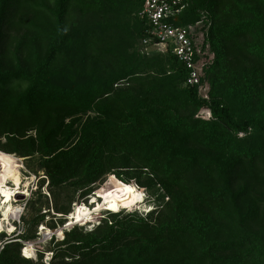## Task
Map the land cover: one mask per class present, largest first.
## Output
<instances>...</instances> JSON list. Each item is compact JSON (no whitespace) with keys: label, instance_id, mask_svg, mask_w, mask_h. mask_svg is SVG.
Listing matches in <instances>:
<instances>
[{"label":"trees","instance_id":"trees-1","mask_svg":"<svg viewBox=\"0 0 264 264\" xmlns=\"http://www.w3.org/2000/svg\"><path fill=\"white\" fill-rule=\"evenodd\" d=\"M146 1L0 0V151L39 156L81 199L111 174L159 193L148 217L65 231L51 264H264V0H196L175 20L204 23L206 92L143 45ZM48 216L0 264L32 263L23 244Z\"/></svg>","mask_w":264,"mask_h":264},{"label":"rangeland","instance_id":"rangeland-1","mask_svg":"<svg viewBox=\"0 0 264 264\" xmlns=\"http://www.w3.org/2000/svg\"><path fill=\"white\" fill-rule=\"evenodd\" d=\"M150 50L152 54L155 53L154 51L162 53L160 47H152ZM203 116L208 119L207 115ZM241 137L244 136L241 135ZM14 156L20 167L21 186H16L14 181L11 180L8 182L6 196L2 197L0 195V235L8 237L0 242V254L5 246L14 238L19 235L29 234L30 225L34 222L38 213L49 212V216L46 217L45 221L42 223L43 226L38 229L37 237H40V239L23 244L22 257L32 260V263L27 264H51L54 258L55 253L53 252H55L56 244L64 239L65 234L67 235L69 231H72L76 227L77 220L74 221V219H78L79 216L81 219L84 218L82 215L86 207L90 210V214L92 215L87 217V219H85L86 221L80 222V225L86 226V228L82 230L83 232H80L84 234L95 232L98 226L103 224V218H109V215L106 213L108 209L96 212V205L92 202L96 200L97 202H102V205H104V197L113 196L117 192L125 188L127 189L124 185L133 187L131 188L134 195L133 203L122 207L118 212L124 211V214L138 213L139 216L148 217L157 206L159 193L145 187L146 181L144 178L138 182L136 180L129 181L130 183L127 184L118 180L113 174L107 175L98 184L93 186L95 190L94 194L96 195L92 194L93 197L91 198L87 197L81 199L80 194L82 190L77 189L73 183L60 188H52L49 186V180L44 179L47 175L45 171L42 170L41 158L39 156L34 158ZM124 177L127 179L126 176ZM12 195L14 196L11 197ZM9 205H14V209H19L18 212L21 211L22 213L19 217H16L10 222H6L5 209ZM55 213L67 215L68 225L59 226L61 221L59 217L55 216ZM22 217L23 219L21 221ZM89 223H92V225L88 226ZM53 228H55V230H53ZM61 231L63 236L59 237ZM65 231H67V233ZM32 234L34 235L33 232L31 235ZM55 235L58 236V239L51 243V239ZM26 250L29 251L30 256L25 255ZM55 263L63 264V262L60 261Z\"/></svg>","mask_w":264,"mask_h":264},{"label":"built area","instance_id":"built-area-1","mask_svg":"<svg viewBox=\"0 0 264 264\" xmlns=\"http://www.w3.org/2000/svg\"><path fill=\"white\" fill-rule=\"evenodd\" d=\"M196 0H147L141 17L148 22L144 46L160 47L162 53H173L190 71L188 84L201 86L203 92L208 86L201 85L205 68L214 55L206 42L204 23L178 27L175 20ZM204 87V88H203Z\"/></svg>","mask_w":264,"mask_h":264},{"label":"bare ground","instance_id":"bare-ground-1","mask_svg":"<svg viewBox=\"0 0 264 264\" xmlns=\"http://www.w3.org/2000/svg\"><path fill=\"white\" fill-rule=\"evenodd\" d=\"M18 162L16 161V157L14 155L7 154L5 152L0 151V195L2 197H5L8 189V182L11 180L14 181L15 185L20 187L21 186V177H20V170H19ZM11 193V192H10ZM12 194V193H11ZM12 195L11 197H13ZM133 192L132 189L127 187L124 190L117 192L113 196H105L104 197V205H102V202H97L94 200L92 203L96 205L95 208H97L96 212H100L102 210L108 209V211L118 212L122 207L128 206L133 203ZM14 205H9L5 209V215H6V222H10L11 220L15 219L16 217H19L21 215V211L18 212V210L14 209ZM97 214V213H96ZM90 210L86 207L83 212V217L78 219H74L76 222L86 221L87 217L91 216ZM89 219V218H88ZM72 225V224H71ZM62 231L60 232V236L62 237ZM27 255L30 256L29 251L26 250Z\"/></svg>","mask_w":264,"mask_h":264},{"label":"clouds","instance_id":"clouds-1","mask_svg":"<svg viewBox=\"0 0 264 264\" xmlns=\"http://www.w3.org/2000/svg\"><path fill=\"white\" fill-rule=\"evenodd\" d=\"M106 213H116V212H109V211H106ZM119 213V212H118ZM104 219V218H103ZM93 223V222H92ZM92 223H89V225L88 226H90V225H92ZM81 223L80 222H77L76 223V225L75 226H81V227H86V226H83V225H80ZM66 225H68V223L66 224ZM56 236V235H55ZM58 237V236H57ZM53 239V238H52ZM51 239V240H52ZM25 256V255H24ZM28 259V258H27Z\"/></svg>","mask_w":264,"mask_h":264},{"label":"water","instance_id":"water-1","mask_svg":"<svg viewBox=\"0 0 264 264\" xmlns=\"http://www.w3.org/2000/svg\"><path fill=\"white\" fill-rule=\"evenodd\" d=\"M8 237H4V235H0V242L4 241V239H6Z\"/></svg>","mask_w":264,"mask_h":264},{"label":"snow or ice","instance_id":"snow-or-ice-1","mask_svg":"<svg viewBox=\"0 0 264 264\" xmlns=\"http://www.w3.org/2000/svg\"><path fill=\"white\" fill-rule=\"evenodd\" d=\"M25 255H27V252H25Z\"/></svg>","mask_w":264,"mask_h":264}]
</instances>
